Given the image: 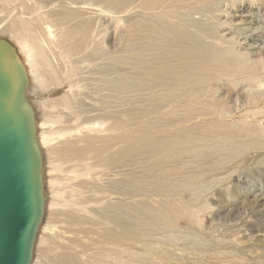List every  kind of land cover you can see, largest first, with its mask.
Returning <instances> with one entry per match:
<instances>
[{"label":"bare ground","instance_id":"bare-ground-1","mask_svg":"<svg viewBox=\"0 0 264 264\" xmlns=\"http://www.w3.org/2000/svg\"><path fill=\"white\" fill-rule=\"evenodd\" d=\"M106 13L116 15L110 34ZM0 39L25 67L42 153L44 215L31 264H84L91 257L86 264H126L124 252L131 264H154L160 252L154 243L189 234L185 218L200 233L204 209L183 194L199 184V170L173 165L174 179L163 184L171 196L159 199L137 192L134 199L121 179L109 180L107 172L123 167L143 127L122 126L123 97H186L191 82L225 79L226 86H240L233 104H212L214 116L197 113L195 121L176 122L143 141L167 159L264 155V0H0ZM187 111L180 101L167 110L170 119ZM262 157L261 167L246 172L264 182ZM239 188L233 182L226 192ZM132 210L145 219L143 235L156 238L139 250L131 243L140 228L127 229L121 214ZM161 260L198 264L183 254L177 263Z\"/></svg>","mask_w":264,"mask_h":264},{"label":"rangeland","instance_id":"rangeland-1","mask_svg":"<svg viewBox=\"0 0 264 264\" xmlns=\"http://www.w3.org/2000/svg\"><path fill=\"white\" fill-rule=\"evenodd\" d=\"M106 14L108 21L104 23V27L110 34L116 31V15ZM131 69L132 66L129 65V70ZM224 80L213 78L202 83L191 82L186 85V97H123L121 102L122 126L126 129L138 125L143 127L136 129L140 130L136 135L134 134L138 139L130 151L128 149L125 157L126 163H123V167L117 169L114 174L110 170L107 172L109 180L121 179L124 187L132 191L134 199L136 192L145 194L149 198L159 199L171 196L163 184L170 183L174 179L175 175L171 169L173 165L182 164L186 169H197L201 173L199 184L194 190L183 193L190 204L204 209L205 220L203 226L199 227L200 233L196 234L194 231L193 218H185L182 225L189 230V234L176 240L177 243L176 241L154 243L160 250L154 264H164L161 260L164 256L170 257L172 263H177L176 254H183L191 261L197 259L198 264H264V193L261 196L256 195L259 190L261 192L264 190V182L257 179V174L248 175L252 170L261 167L260 161L264 155L257 156L259 151H251L240 159H223L218 154L167 159L159 158L152 153L151 140L143 141L144 135L154 133L153 138L164 135V128L176 122L195 121L194 115L197 113L207 114L209 117L214 116L212 104L219 105L220 101L227 102L228 105L233 104L236 97L232 95L235 89L240 91V86H226ZM210 85L213 88L220 86L217 91L212 89L207 92ZM40 95L38 98L42 97V94ZM200 99L210 100V106L207 107ZM41 101L43 102L44 98H41ZM175 101H180L188 108V111L170 119L167 110L175 104ZM236 175H242V177L238 178ZM233 182H238L240 188L226 192V188ZM195 192L197 193L194 195ZM247 192L251 194L248 196ZM212 201L214 204L207 207L206 203ZM130 212L123 211L121 214L127 229L140 228V237L138 235L135 240H132L134 243H131L133 249L139 250L156 238L152 236L153 240L152 237L143 235L146 229L141 228L140 223H144L145 219L143 220L141 215L140 218L136 217H139V212L133 210ZM123 213L124 217L127 216L125 219ZM144 216L148 217L147 214ZM162 230L159 229L158 232ZM93 251V255L96 256V250ZM124 253L122 257L127 261L126 264H131L130 256ZM92 260L93 257L85 258L84 264L91 263ZM112 260V257L103 258V262Z\"/></svg>","mask_w":264,"mask_h":264},{"label":"water","instance_id":"water-1","mask_svg":"<svg viewBox=\"0 0 264 264\" xmlns=\"http://www.w3.org/2000/svg\"><path fill=\"white\" fill-rule=\"evenodd\" d=\"M25 67L0 39V264H31L44 215L42 153Z\"/></svg>","mask_w":264,"mask_h":264}]
</instances>
